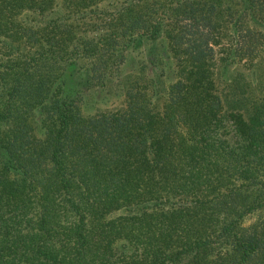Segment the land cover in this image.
<instances>
[{
	"label": "trees",
	"instance_id": "trees-1",
	"mask_svg": "<svg viewBox=\"0 0 264 264\" xmlns=\"http://www.w3.org/2000/svg\"><path fill=\"white\" fill-rule=\"evenodd\" d=\"M53 2L0 0V264H264V99L225 112L212 71L216 47L232 62L263 39L242 23L264 0L228 14L225 43L208 0L114 3L94 42L69 15L15 22ZM163 29L184 73L163 108L128 91L84 116L90 86Z\"/></svg>",
	"mask_w": 264,
	"mask_h": 264
},
{
	"label": "rangeland",
	"instance_id": "rangeland-1",
	"mask_svg": "<svg viewBox=\"0 0 264 264\" xmlns=\"http://www.w3.org/2000/svg\"><path fill=\"white\" fill-rule=\"evenodd\" d=\"M88 1L79 7L80 0H54L52 8L42 14L23 8L15 16L18 25H31L36 18L44 19L62 16L75 26L76 34L82 35L89 42H94L102 35L110 33L109 21H101L98 11H112L113 4L117 6L125 0H84ZM145 3L155 0H144ZM215 4V22L220 24L222 41L233 33V23L228 21L229 13L234 11L236 21L244 0H208ZM116 6V7H117ZM115 7V9H116ZM229 9V10H228ZM86 13L82 18L77 13ZM102 13V12H101ZM100 13V14H101ZM104 14V13H102ZM243 27L253 31H264V21L245 18ZM263 27V29H262ZM166 29H163L154 40H145L142 47L127 49L118 69H113L102 82L95 81L83 95L81 111L84 116L100 112H109L122 108L128 91L134 94L140 90L146 91V99L156 110L163 108L166 94L170 86L184 76L182 66L177 64L176 54L169 51ZM221 47H216V57L212 65L213 79L217 94L222 100L225 112L241 113L249 119L253 110L264 99V37L258 40L250 54L234 56L229 62L221 58ZM152 56V57H151ZM35 134L40 135L42 129L32 118Z\"/></svg>",
	"mask_w": 264,
	"mask_h": 264
}]
</instances>
